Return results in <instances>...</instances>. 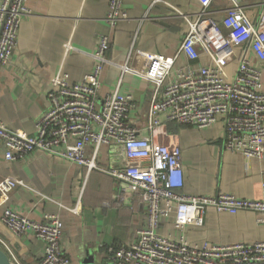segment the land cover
Instances as JSON below:
<instances>
[{"label":"built area","instance_id":"1","mask_svg":"<svg viewBox=\"0 0 264 264\" xmlns=\"http://www.w3.org/2000/svg\"><path fill=\"white\" fill-rule=\"evenodd\" d=\"M163 1L153 0V4ZM228 1L230 5L220 21L212 10L215 0H197L199 8L193 15L170 5L188 27L171 56L132 44L125 63L115 64L107 55L110 37L98 35L91 54L93 68L81 81L71 84L61 74L51 78L49 106L38 118L33 134L10 130L0 120L6 161L25 160L35 152H43L68 160L87 173L100 170L115 178L121 201L134 196L146 206V225L137 231L134 241L110 245L105 264H264V241L197 245L157 232L161 220L171 213L180 230L187 225L201 226L208 208L230 214L252 210L264 219V197L254 200L228 193H181L182 150L179 144L166 140L165 121L203 129L222 120L225 149L245 158L264 159V0L256 19L241 0ZM31 14L28 0H0V71L12 60L21 24ZM128 17L123 0H109L105 20L111 29ZM65 48L67 53L74 49L70 42ZM134 57L145 59L146 64L131 66ZM181 57L186 60L183 65L179 63ZM203 57L205 63L195 64ZM235 60L231 76L226 66ZM107 66L118 67L121 74L114 90L100 97L101 76ZM127 74L152 84L143 127L135 119L141 110L134 96L120 91ZM105 152L109 160V154L114 156L118 167L101 166ZM16 188L30 190L39 202H54L24 180L12 177L0 181V199L6 203ZM59 206L77 211V207ZM0 223L16 237L32 233L44 241L39 264H73L62 245L60 214L45 213L36 220L5 207ZM0 248L12 264H24L13 243L2 234Z\"/></svg>","mask_w":264,"mask_h":264},{"label":"crops","instance_id":"2","mask_svg":"<svg viewBox=\"0 0 264 264\" xmlns=\"http://www.w3.org/2000/svg\"><path fill=\"white\" fill-rule=\"evenodd\" d=\"M261 0H241L253 19L260 11ZM32 14L20 27L18 45L12 60L0 71V120L10 130L33 134L36 122L49 106L50 80L57 74L66 75L69 83L81 81L94 65L91 54L98 35L111 39L108 57L115 64H124L132 44L152 53L171 56L188 31L186 22L170 7L193 15L199 8L197 0H123L128 19L111 29L105 18L109 0H28ZM228 0H215L212 10L220 21ZM71 43L73 50L66 52ZM206 62V58L195 64ZM180 65L186 63L180 58ZM146 60L134 57L131 66H143ZM236 60L228 64L234 74ZM121 70L107 66L102 73L100 97L114 90ZM152 84L133 74L124 76L120 91L134 96L141 115L137 124L146 125V113L152 97ZM164 118V117H163ZM165 121L164 119L162 120ZM167 141L179 144L182 150L184 186L187 195L228 193L238 198L259 200L264 197V159L245 158L224 147L225 126L218 120L208 128H197L165 121ZM0 141V181L12 177L22 179L37 192L53 199L41 201L25 188H16L0 213L11 207L30 218L39 220L46 214H60L63 222L62 245L73 264H105L110 245L130 243L146 225V206L139 198H118L115 178L100 170L87 173L84 168L43 152H35L25 160L6 161ZM101 166H109L108 154ZM123 202V203H122ZM59 203L77 211L61 208ZM175 215L162 219L157 232L165 237L190 244L228 245L253 244L264 241V219L252 210L236 214L206 210L201 226L175 227ZM0 234L9 239L24 264H39L45 243L34 234L14 236L0 223Z\"/></svg>","mask_w":264,"mask_h":264},{"label":"water","instance_id":"3","mask_svg":"<svg viewBox=\"0 0 264 264\" xmlns=\"http://www.w3.org/2000/svg\"><path fill=\"white\" fill-rule=\"evenodd\" d=\"M111 167H118L119 164L115 161L114 156L109 154ZM0 264H12L7 254L0 248Z\"/></svg>","mask_w":264,"mask_h":264},{"label":"rangeland","instance_id":"4","mask_svg":"<svg viewBox=\"0 0 264 264\" xmlns=\"http://www.w3.org/2000/svg\"><path fill=\"white\" fill-rule=\"evenodd\" d=\"M229 68H228V66H226V70L228 71V73L232 76L233 74H231L230 72H229V70H228Z\"/></svg>","mask_w":264,"mask_h":264}]
</instances>
